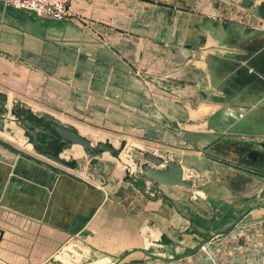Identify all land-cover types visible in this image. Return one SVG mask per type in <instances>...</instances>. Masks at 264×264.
Wrapping results in <instances>:
<instances>
[{
	"label": "crops",
	"instance_id": "obj_1",
	"mask_svg": "<svg viewBox=\"0 0 264 264\" xmlns=\"http://www.w3.org/2000/svg\"><path fill=\"white\" fill-rule=\"evenodd\" d=\"M242 10L71 0L55 20L0 2L7 101L143 138L193 173L205 205L125 170L98 185L76 169L54 176L0 144V264L177 261L203 243L217 264L264 263V18Z\"/></svg>",
	"mask_w": 264,
	"mask_h": 264
},
{
	"label": "rangeland",
	"instance_id": "obj_2",
	"mask_svg": "<svg viewBox=\"0 0 264 264\" xmlns=\"http://www.w3.org/2000/svg\"><path fill=\"white\" fill-rule=\"evenodd\" d=\"M155 6L167 7L173 11L188 12L189 14H203L206 17L216 18H234L239 17L240 11L243 12L242 8H252V14L257 17L264 18V0H145ZM255 3H261V8L257 10L254 8ZM248 4V5H246ZM244 5V6H243ZM14 106L19 110L22 115H27L28 112L36 114L37 116L43 117V121L53 120L57 123L64 124L69 127L77 129L82 135L86 136L93 146L97 149L96 143L103 141L111 143L115 147H119L121 140H125V148L117 155L110 154L109 152H103L102 154L91 157L85 153V150L75 149L69 142L63 141L62 147V158L69 159L73 157L77 160V166L74 168L77 177L87 178L93 184L103 183L108 175L111 174L112 169L119 171L121 174L126 166L122 163H130L134 165V178L137 180V184L140 188L144 187L145 182L148 178L143 177L139 174V164L145 161L143 152L148 148H151V144L145 141L143 138H138L134 135L127 134L126 132H120L110 127H102L100 125L92 124L86 120H80L74 117V120L70 117L67 119V114L57 108H52L38 102L31 101H17L10 102L7 105L8 118L4 120L5 127L0 130V144L9 150L23 152L28 157H33L39 163L49 165L48 168L54 173V176L67 173L69 168L58 164L42 155H40L35 148L29 143L28 136L25 135L23 127L19 122H16L15 116L10 113L11 107ZM23 124V121H21ZM25 126L30 125L36 130L45 133L50 132V129L44 126L43 123H36L34 121L24 122ZM5 131V132H4ZM86 132V133H84ZM136 137V138H135ZM125 152V153H124ZM155 152V151H154ZM125 154V155H124ZM127 156V157H126ZM37 157V158H36ZM122 158V159H121ZM49 160V161H48ZM130 160V161H129ZM104 165V166H103ZM99 166H103L100 168ZM81 170V171H80ZM81 172V173H80ZM140 180V181H138ZM151 181V180H150ZM147 185V184H146ZM149 190L148 188H146ZM191 219V217H190ZM249 219L244 218L242 222H247ZM190 220L185 222L188 224ZM191 226L185 228L189 231L192 229ZM199 228V224H195L194 228ZM244 237V236H243ZM203 238H200L199 242L202 243ZM208 243H203L199 249L190 252L191 254L179 259L177 261H142L136 264H217V260L208 250Z\"/></svg>",
	"mask_w": 264,
	"mask_h": 264
},
{
	"label": "water",
	"instance_id": "obj_3",
	"mask_svg": "<svg viewBox=\"0 0 264 264\" xmlns=\"http://www.w3.org/2000/svg\"><path fill=\"white\" fill-rule=\"evenodd\" d=\"M7 105L8 101L6 93L0 92V130L4 129V120L8 118L7 114L9 111ZM10 113L15 116L14 120L19 122L23 127L25 135L28 136L29 143L37 150L40 155L70 169H74L77 166V160L74 157L64 159L60 156L63 151L61 148L63 141H67L71 145L81 146L85 150V153L91 157H96L103 152H109L110 154L117 156L122 151L126 143L125 140H121L120 146L115 147L111 143L98 141L96 143L97 149H94L90 140L86 136L82 135L77 129L57 123L53 120H46L43 122V124L48 129L52 130L55 136L53 141L57 144V147L52 148L51 141H48L46 148H43L40 144L36 145L37 132L32 127L21 124L22 118L36 120L39 122L43 121V117L37 116L31 112H28L26 116H23L14 106V104L10 109ZM40 137L41 141H46L43 135ZM260 144L264 146V142ZM50 148H52L53 151H49ZM143 157L145 161L139 164L138 172L143 177L151 180L152 185L156 189L161 185L184 187L192 192L191 200L200 208L205 209L201 194L196 193L193 190V181L190 179V177L193 175L192 172L185 170L179 162L168 159L164 155L156 154L152 148L145 150L143 152ZM122 163L126 166L124 181L130 182L135 180L133 176L134 171L136 170L134 165L125 162Z\"/></svg>",
	"mask_w": 264,
	"mask_h": 264
},
{
	"label": "built area",
	"instance_id": "obj_4",
	"mask_svg": "<svg viewBox=\"0 0 264 264\" xmlns=\"http://www.w3.org/2000/svg\"><path fill=\"white\" fill-rule=\"evenodd\" d=\"M0 2L14 8L30 10L39 16L62 20L68 15L71 0H0ZM260 139L264 141V131Z\"/></svg>",
	"mask_w": 264,
	"mask_h": 264
},
{
	"label": "flooded vegetation",
	"instance_id": "obj_5",
	"mask_svg": "<svg viewBox=\"0 0 264 264\" xmlns=\"http://www.w3.org/2000/svg\"><path fill=\"white\" fill-rule=\"evenodd\" d=\"M24 116V115H23ZM26 116V115H25ZM21 121H23V125H25V123L24 122H30V121H34V122H36V123H43L44 121H39V122H37L36 120H31V119H21ZM26 126H30V125H26ZM30 127H32V126H30ZM36 132H37V137H36V145H41L43 148H46V145H47V142L48 141H51V143H52V148H56L57 147V144L53 141V139L55 138V136H54V134H53V132H52V130H50V132H47V133H45L44 131H42V132H40V131H38V130H36L34 127H32ZM41 135H43L44 137H45V142H43V141H41ZM49 137H51V138H49ZM63 145H61V148H62V150H63V147H62ZM34 148V147H33ZM52 148H50V150L49 151H53V149Z\"/></svg>",
	"mask_w": 264,
	"mask_h": 264
},
{
	"label": "bare ground",
	"instance_id": "obj_6",
	"mask_svg": "<svg viewBox=\"0 0 264 264\" xmlns=\"http://www.w3.org/2000/svg\"><path fill=\"white\" fill-rule=\"evenodd\" d=\"M9 101V100H8ZM5 132V131H4ZM81 133V132H80ZM84 133H86V132H84ZM82 134V133H81ZM75 149H81L80 148V146L79 145H72ZM125 146H126V144H125ZM125 146H124V148H125ZM123 148V149H124ZM82 150V149H81ZM125 153V152H124ZM104 154V153H103ZM125 155V154H124ZM61 157H62V154L60 155ZM74 157V156H73ZM127 157V156H126ZM122 159V158H121ZM49 161V160H48ZM130 161V160H129Z\"/></svg>",
	"mask_w": 264,
	"mask_h": 264
}]
</instances>
